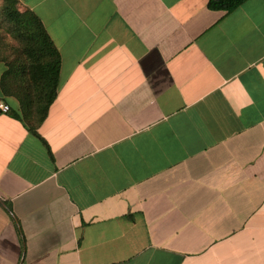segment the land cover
Here are the masks:
<instances>
[{"label": "crops", "instance_id": "crops-1", "mask_svg": "<svg viewBox=\"0 0 264 264\" xmlns=\"http://www.w3.org/2000/svg\"><path fill=\"white\" fill-rule=\"evenodd\" d=\"M18 1L62 67L36 135L2 30L0 264H264V0Z\"/></svg>", "mask_w": 264, "mask_h": 264}, {"label": "trees", "instance_id": "trees-1", "mask_svg": "<svg viewBox=\"0 0 264 264\" xmlns=\"http://www.w3.org/2000/svg\"><path fill=\"white\" fill-rule=\"evenodd\" d=\"M245 1L210 0V7L229 12ZM1 28L16 42L7 63L11 80L5 78L1 87L19 101V111L13 116L38 135L36 129L47 118L59 91L61 54L40 18L30 11L21 12L18 0H5Z\"/></svg>", "mask_w": 264, "mask_h": 264}, {"label": "rangeland", "instance_id": "rangeland-1", "mask_svg": "<svg viewBox=\"0 0 264 264\" xmlns=\"http://www.w3.org/2000/svg\"><path fill=\"white\" fill-rule=\"evenodd\" d=\"M4 6H5V0H0V22L3 19ZM19 9H20V6H19ZM2 30H3V28L0 29V38H1V35L4 34V32H5V31H2Z\"/></svg>", "mask_w": 264, "mask_h": 264}, {"label": "built area", "instance_id": "built-area-1", "mask_svg": "<svg viewBox=\"0 0 264 264\" xmlns=\"http://www.w3.org/2000/svg\"><path fill=\"white\" fill-rule=\"evenodd\" d=\"M10 106L0 101V112L8 113L10 111Z\"/></svg>", "mask_w": 264, "mask_h": 264}, {"label": "clouds", "instance_id": "clouds-1", "mask_svg": "<svg viewBox=\"0 0 264 264\" xmlns=\"http://www.w3.org/2000/svg\"><path fill=\"white\" fill-rule=\"evenodd\" d=\"M9 39H11V38H9Z\"/></svg>", "mask_w": 264, "mask_h": 264}]
</instances>
